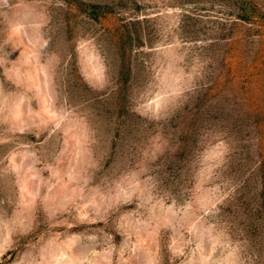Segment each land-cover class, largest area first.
<instances>
[{"label": "rangeland", "instance_id": "rangeland-1", "mask_svg": "<svg viewBox=\"0 0 264 264\" xmlns=\"http://www.w3.org/2000/svg\"><path fill=\"white\" fill-rule=\"evenodd\" d=\"M0 264H264V0H0Z\"/></svg>", "mask_w": 264, "mask_h": 264}, {"label": "trees", "instance_id": "trees-1", "mask_svg": "<svg viewBox=\"0 0 264 264\" xmlns=\"http://www.w3.org/2000/svg\"><path fill=\"white\" fill-rule=\"evenodd\" d=\"M238 2H241V6H242V0H237ZM248 7L247 6H244L243 5V7H242V9H243V11H244V13H242L240 16L242 17V18H244V19H248V18H250L249 17V15H248V9H247ZM123 68H127V63H126V59L124 60L123 59Z\"/></svg>", "mask_w": 264, "mask_h": 264}]
</instances>
